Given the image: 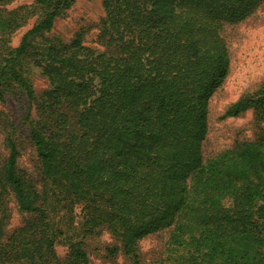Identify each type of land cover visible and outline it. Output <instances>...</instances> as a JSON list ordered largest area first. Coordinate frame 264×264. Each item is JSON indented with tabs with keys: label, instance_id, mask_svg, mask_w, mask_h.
<instances>
[{
	"label": "trees",
	"instance_id": "trees-1",
	"mask_svg": "<svg viewBox=\"0 0 264 264\" xmlns=\"http://www.w3.org/2000/svg\"><path fill=\"white\" fill-rule=\"evenodd\" d=\"M13 1L0 0V101L17 96L29 135L0 116V264H91L70 234L77 206L79 230L106 229L119 243L110 254L130 264L165 230L163 264H264V137L204 154L210 100L231 67L223 32L264 0H103L105 17L70 42L51 33L76 0ZM93 29L103 50L84 44ZM34 70L49 82L39 98ZM249 110L264 111V84L224 118ZM28 146L42 189L19 165ZM11 198L27 216L14 230Z\"/></svg>",
	"mask_w": 264,
	"mask_h": 264
},
{
	"label": "rangeland",
	"instance_id": "rangeland-1",
	"mask_svg": "<svg viewBox=\"0 0 264 264\" xmlns=\"http://www.w3.org/2000/svg\"><path fill=\"white\" fill-rule=\"evenodd\" d=\"M36 0H14L10 8L22 5H31ZM103 0H76L74 6L57 20L51 36H56L64 42H70L76 33L84 26L96 25L105 17ZM37 17L30 19L29 23L19 29L11 38L13 47L19 46L23 36L32 28ZM98 29L91 30L86 36L84 44L90 48L103 50L98 44ZM231 56V67L224 85L211 98L209 105V132L204 143V154L212 157L220 152L232 148L243 142H255L264 137V111L249 110L237 118H224L228 108L242 97L255 93L264 84V4L246 21L224 30ZM31 82L40 97L42 92L49 87L48 80L41 76L37 70L30 75ZM17 96L7 95L0 101V116L6 117L16 125L22 124L24 139L29 135L28 125L25 122V111L20 109ZM26 108L28 105L26 103ZM33 113V112H32ZM5 130L0 124V161L3 162L8 151L5 149ZM38 162L32 147H27L22 153L19 165L22 169L34 174L38 187L42 189L46 181H42L38 174L35 175L34 166ZM12 210L10 230L22 225L26 215H23L18 206L10 199ZM67 210L59 209L56 212L59 218L64 217L63 226H68ZM81 209L77 206L74 210L73 220L75 226L70 231L74 241H82L88 252L91 264H130L129 260L121 253L112 255L109 249L119 245L117 240L106 230H98L95 235L85 236L79 223L82 221ZM170 231L165 230L141 240L138 245L141 264H163L167 258V242ZM66 244L59 243L57 251L60 257H66L68 252Z\"/></svg>",
	"mask_w": 264,
	"mask_h": 264
}]
</instances>
